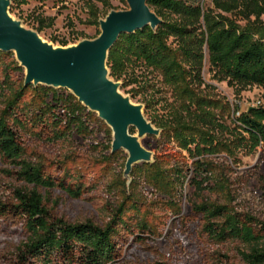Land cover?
<instances>
[{
	"label": "trees",
	"instance_id": "1",
	"mask_svg": "<svg viewBox=\"0 0 264 264\" xmlns=\"http://www.w3.org/2000/svg\"><path fill=\"white\" fill-rule=\"evenodd\" d=\"M30 1L45 0H12L11 12L17 3ZM85 1L90 23L100 26L99 21L112 10L110 2ZM210 2L213 8H206L198 0L149 1L161 25L156 31L147 27L135 34H123L107 61L110 77L115 82L122 81L124 87L136 83L128 79L129 69L142 66L160 73L163 82L180 96L183 102L171 115L157 125L151 122L161 130V138L195 160L192 185L199 192L210 181L220 182L209 161L220 148L230 157L233 145L248 152L259 148L264 152V104L246 112L239 113L238 108L233 111V128L229 132L233 140L228 142L216 136L215 129L223 125L211 112L210 98L199 92L205 86L202 74L206 57L213 78L226 82L238 94L253 87L264 90V0ZM47 21L36 20L34 30L41 34L50 27ZM57 43L63 47L69 44ZM0 68L4 74L0 93L8 94L0 97L4 107L0 112V164L6 176L23 185L14 190V197L7 203L0 201V264H117L123 248L130 245L128 238L135 239L134 246L151 244V230L139 223L132 227L122 209L105 226L90 221L71 223L49 212L45 196L51 191L79 200L86 190L71 182L63 166L53 172L28 163L22 133L40 132L45 140L57 142L64 137L61 128L84 137L89 133L88 122H103L72 94L64 98L51 88L26 87L18 79L24 70L14 54L0 53ZM60 108L64 109L62 114ZM145 166L154 185L167 187L166 174L171 170L163 171L155 162ZM174 172L181 179L183 173ZM220 187L224 188V184ZM192 210L211 242H239L248 250L243 254L248 264H264L263 222L207 201L194 203Z\"/></svg>",
	"mask_w": 264,
	"mask_h": 264
},
{
	"label": "rangeland",
	"instance_id": "2",
	"mask_svg": "<svg viewBox=\"0 0 264 264\" xmlns=\"http://www.w3.org/2000/svg\"><path fill=\"white\" fill-rule=\"evenodd\" d=\"M108 1L111 11L128 10L126 0ZM198 1L206 8H213L210 0ZM97 6L102 8L100 3ZM11 15L31 30L35 29L36 20H48L46 23L50 27L40 35L57 47L60 46L57 42L61 41H67L68 46H72L84 40H94L100 33V26L90 23L85 0L17 3ZM25 74L24 70L18 79L25 81ZM202 75L205 86L199 92L210 98L211 112L223 125L215 129V134L219 139L231 142L233 137L229 132L233 128V111L238 108L239 113L246 112L259 103L264 104V90L253 87L238 94L226 82L213 78L207 57ZM127 76L136 83L124 87L119 81L121 93L135 104L142 105L145 117L150 122L155 121L156 125L183 102L175 89L163 82L158 72L135 66L129 69ZM3 79V69L0 68V83ZM70 94L67 90H57V95L64 98ZM0 95L5 98L8 94ZM52 98L51 93L49 101ZM31 100L29 96L27 101ZM3 108L0 99V112ZM63 111L59 109V113ZM88 127L89 133L84 137L61 128L64 137L57 142L45 140L40 132L22 133L24 159L28 163L50 168L53 172L63 166L71 182L86 190L79 200L51 191L45 198L46 207L52 215L71 223L90 221L105 226L122 209L124 219L132 227L138 223L145 224L152 232L149 234L151 244L134 246L135 239L128 238L130 245L123 248L122 258L117 264H248L243 257L248 253L245 245L239 242H211L203 234L198 216L192 209L194 203L207 201L228 206L264 223V152L261 148L248 152L233 145L232 157L220 148L219 153L209 158L216 180L220 182L211 184L210 181L199 192L192 185L196 176L195 160L165 138H141L140 144L152 154L153 163H158L163 171L171 170L166 174L167 187L164 188L152 183L144 163L136 165L129 177H125L129 154L125 150L112 153V130L104 122L102 125L93 120L88 122ZM133 130V135H137ZM4 169L0 164V201L7 203L14 197V190L23 185L14 177L6 176ZM174 170L183 173L181 179L176 178ZM221 183L224 188L220 187Z\"/></svg>",
	"mask_w": 264,
	"mask_h": 264
},
{
	"label": "water",
	"instance_id": "3",
	"mask_svg": "<svg viewBox=\"0 0 264 264\" xmlns=\"http://www.w3.org/2000/svg\"><path fill=\"white\" fill-rule=\"evenodd\" d=\"M149 1L126 0L128 10L111 11L99 21L100 35L96 39L57 47L13 18L12 0H0V53L15 55L26 72V87L67 90L96 114L112 130V153L125 150L129 154L125 177H129L136 165L153 163L152 154L139 140L160 137L161 130L145 117L142 105L121 93V85L110 77L107 61L123 34H135L147 27L156 31L161 25ZM133 129L137 135L131 134Z\"/></svg>",
	"mask_w": 264,
	"mask_h": 264
},
{
	"label": "built area",
	"instance_id": "4",
	"mask_svg": "<svg viewBox=\"0 0 264 264\" xmlns=\"http://www.w3.org/2000/svg\"><path fill=\"white\" fill-rule=\"evenodd\" d=\"M259 105H261V104L259 103L258 105H256V106H253V107H257V106H259Z\"/></svg>",
	"mask_w": 264,
	"mask_h": 264
}]
</instances>
